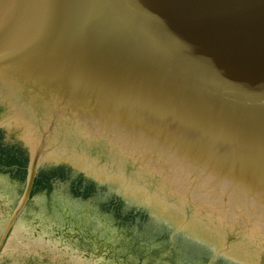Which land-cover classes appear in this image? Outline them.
<instances>
[{
  "label": "water",
  "instance_id": "water-1",
  "mask_svg": "<svg viewBox=\"0 0 264 264\" xmlns=\"http://www.w3.org/2000/svg\"><path fill=\"white\" fill-rule=\"evenodd\" d=\"M0 128V252L264 264V0H0Z\"/></svg>",
  "mask_w": 264,
  "mask_h": 264
},
{
  "label": "rangeland",
  "instance_id": "rangeland-1",
  "mask_svg": "<svg viewBox=\"0 0 264 264\" xmlns=\"http://www.w3.org/2000/svg\"><path fill=\"white\" fill-rule=\"evenodd\" d=\"M6 223L0 220V236ZM0 252V264H97L55 241L11 227Z\"/></svg>",
  "mask_w": 264,
  "mask_h": 264
},
{
  "label": "trees",
  "instance_id": "trees-1",
  "mask_svg": "<svg viewBox=\"0 0 264 264\" xmlns=\"http://www.w3.org/2000/svg\"><path fill=\"white\" fill-rule=\"evenodd\" d=\"M25 153H26L25 150L21 146H18V145L14 146V144L9 145V144H5L3 141H0V163L2 162V164H4L3 160H5V166L6 167H9V165H10V167H13V166L16 167V165H21V164H23V166H26V164L28 162L27 161L28 158L25 155ZM2 164H0V165H2ZM5 169H7V168H5ZM19 171H21V173H22L23 169H21ZM41 173L42 172L40 171L39 175H41L42 177H43V175L46 176V178H43V179L46 181V189H48V186H50V184H52L50 181L51 178H50V176H48L47 171H45L42 174ZM55 174H57V172L52 173V175H55ZM23 175H24V172H23ZM59 175H60V172H59ZM38 178H39V176H38ZM38 178H37V180H38ZM87 186H89V185H87ZM92 191H93V189H92Z\"/></svg>",
  "mask_w": 264,
  "mask_h": 264
},
{
  "label": "bare ground",
  "instance_id": "bare-ground-1",
  "mask_svg": "<svg viewBox=\"0 0 264 264\" xmlns=\"http://www.w3.org/2000/svg\"><path fill=\"white\" fill-rule=\"evenodd\" d=\"M6 238H7V237H6ZM5 240H6V239H5ZM5 242H6V241H5ZM3 246H4V244H3ZM3 246H2V247H3ZM1 250H2V248H1Z\"/></svg>",
  "mask_w": 264,
  "mask_h": 264
}]
</instances>
